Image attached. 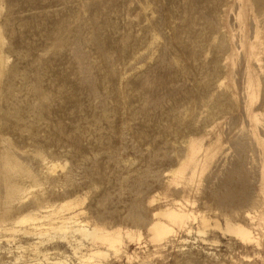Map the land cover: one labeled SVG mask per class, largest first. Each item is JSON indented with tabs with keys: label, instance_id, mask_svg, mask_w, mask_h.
<instances>
[{
	"label": "bare ground",
	"instance_id": "bare-ground-1",
	"mask_svg": "<svg viewBox=\"0 0 264 264\" xmlns=\"http://www.w3.org/2000/svg\"><path fill=\"white\" fill-rule=\"evenodd\" d=\"M87 1L77 0L74 7L69 8V11L66 9L68 14L62 15L56 20L52 29L48 31L49 46L53 48L52 50L57 55L68 51L74 60L76 68L72 80L73 90L71 93L67 91L63 94V97L72 103L75 101L74 94L82 87L89 91L86 92L90 93L95 101L99 97L98 84L92 77L94 75H92L93 72L91 73L93 67L91 68L88 53L85 49L88 43L95 47L98 58L103 65V70L101 69L102 76H100L102 77L101 84L105 87L107 84L111 86L112 97L114 98V101L111 99L114 106L110 109L113 113H110L107 104L102 103L99 106L101 108L99 120L102 118L108 121L111 114L116 120L115 123L112 122L113 124L108 123L110 128L107 125L114 134L115 143L108 144L104 150L109 159L117 161L114 152L123 147L121 131L124 126L121 123L127 105L123 93L125 79L123 62L118 55L126 50L132 39V34L129 32L130 30H125L126 32L119 36V42H115L116 44L110 52L100 36V27L93 21L95 18L92 17L94 19L88 20L85 18L87 15H83V12L89 8ZM154 1L157 0H142L143 4L149 5V11H143L139 18L148 16L150 18L148 22L142 23V30L146 31L147 36L143 38L142 35L141 42L147 48L154 44L158 46V60L165 63L166 68L171 72L184 71L185 66L178 62V58L182 56L191 58L195 56V50L190 47V44L185 43L180 33L182 30L193 31L195 22L201 20L202 25L198 24L199 28L207 33L206 45L230 58L232 62H238L240 73L237 80L241 83L238 89L245 94L242 97L234 96L228 90L229 87L226 90L221 85L222 83H219L218 91L213 93L211 100H208L211 97L212 85L210 81H206L201 83L200 92L194 97V106L174 114L177 125L182 130L185 129L182 131V137L186 145L176 148L177 155L173 158V162L178 169V173H174L170 177L174 180L177 179V181L182 178L184 186L176 189L183 194L191 195L193 200L190 203H193V205L185 204V206L180 205L179 207L171 205L155 211L152 207L153 199H145V194L142 192L144 188L142 191L139 190V194L128 202L125 217L135 226L146 227L150 239L160 244L164 251L160 253V257L157 256L158 258L151 256L153 251H150V246H148L150 247L149 250L144 248V250H137L140 246H136L130 252L128 243L132 241L137 244L140 243L141 232L112 223L110 220L115 216V212L99 210L96 216H83V212L77 206L79 204L78 196L71 199H58L57 195L62 191L59 188L57 189V186L67 187L68 185L70 187V185H73L70 169L64 174L62 172L63 180L62 183L58 184V178L41 171L44 168L51 171L57 166L55 163L48 164L46 160L42 161L44 152L42 153V151L36 149L32 150V148L28 150L31 149L33 154H30L27 150L19 152L20 149L17 151V147L14 146L16 141H11L7 137L8 135L5 136V133L0 132V264H27V262L32 263V260H40V262L34 261L32 264H122L124 258L128 264H264V231L262 230L264 228V65L258 63L260 52L264 50V0H189L190 5L201 8V11H198L199 14L194 16V13L191 15L187 12L188 10H184L188 14L182 12L179 18L180 23L177 20V23L173 21L174 14L172 10L162 11L161 7L160 9L156 4H153ZM150 3L154 6H150ZM94 4L95 8H99L102 2L101 0H95ZM7 6L8 3L5 0H0V120L5 122L10 119L14 121L22 119V114L19 113V108L22 105H19L20 107L16 106L17 97L14 96V89L12 88L16 83L13 79L17 77L18 73L20 74V71L18 72V70H15L16 68L10 67L5 46L8 41H5L7 30L5 28L6 31L4 32L3 23H11L9 12L3 13V9ZM186 7L183 8L186 9ZM231 11L233 13L231 17L228 16L229 19L227 20V13ZM136 20L139 19L136 17ZM161 25L162 28L166 26L170 29V34L167 37L168 45L158 44V38L161 34L159 26ZM230 25L238 27L235 34L229 33L228 27ZM103 32L105 31L103 30ZM44 44L47 43L44 42ZM171 48L177 54L174 56H171V54V57L168 58L166 54ZM51 52L49 50V53ZM143 56V52L136 53L137 58ZM39 57H41L40 54ZM91 57L90 59L93 62L95 58ZM217 58L212 66L215 73L222 72L224 68L221 63L223 59L219 62ZM45 59H48V56ZM45 59L40 61H45ZM29 61L27 65H29ZM27 65L25 68H27ZM43 66L45 65L43 64ZM45 67L47 68V64ZM46 68L43 70L45 71ZM21 74L19 76L22 77ZM135 75L133 77H137ZM28 76L27 74V79ZM26 77L24 76V78ZM27 79L24 82L27 84V88H30L36 94V96L34 95L36 98L34 99L31 95L34 100L29 101L27 99L26 107L31 112L34 111L32 113H35L38 121H40L39 117L42 119L44 113L50 111L51 101H54L56 97L62 98V96L53 94L50 97L47 88L45 89V86L43 88V84L42 86L40 84L42 79L33 81L31 75L29 79L33 82H29V79L28 81ZM139 81H141L140 84L147 86L152 84L163 85L161 80L153 81L144 78ZM16 86L18 88L21 85ZM257 92L261 95L259 99V95H256ZM257 99L259 100L258 103L256 102ZM95 105L97 106V104ZM27 108L25 109L28 110ZM73 115H75L74 112ZM30 116L28 118H31ZM30 121L31 119L28 122ZM194 121L195 125L193 124ZM5 122H2V124H5ZM22 125H25V123ZM18 127L23 130L24 126ZM61 128L62 124L59 122L52 126V131L54 130L55 134L62 136ZM35 130H37L35 134H38V128ZM104 132L106 131L104 130ZM11 133L10 136L12 137ZM35 137L37 136H34V140ZM62 139L66 141L68 138L64 136ZM30 140L32 141V138ZM104 143H107V141ZM44 157L46 158V156ZM41 175L45 178L48 186L44 185V181H42L43 184H39L37 189H30V186H27L28 180L30 185L31 181L34 185V181L39 180ZM24 177L28 180H25ZM138 183L141 188L142 180L139 179ZM195 202L196 205H194ZM158 214L161 217L156 216ZM220 216L223 218V224L218 221ZM191 220L195 221V233L193 234L198 236L200 241H207V235L211 234L210 239L213 243L217 245L222 242L228 250L222 251L200 244L198 247L196 244H192L196 247L176 245V240L174 241L172 238L173 232L176 228L184 230H187L188 227L192 228L191 225L187 227ZM254 225L258 228L253 227ZM259 226H262V229ZM255 230L258 231L255 232ZM220 237H224L225 240L222 241ZM185 244L187 245V243ZM50 245L51 248L55 249H52V252H49ZM248 246L252 250L248 249ZM61 247L65 249H61ZM216 247L218 248V246ZM244 248H247L250 252L252 251L254 256L249 258V254L246 253V249V252L243 250ZM237 249L238 252L234 253L233 251ZM26 251H30L29 256Z\"/></svg>",
	"mask_w": 264,
	"mask_h": 264
},
{
	"label": "rangeland",
	"instance_id": "rangeland-1",
	"mask_svg": "<svg viewBox=\"0 0 264 264\" xmlns=\"http://www.w3.org/2000/svg\"><path fill=\"white\" fill-rule=\"evenodd\" d=\"M5 1L8 3V6L7 8L3 9V13L5 14L9 12V16L11 17V21L9 20L11 23H3L5 26H3V30L5 28L7 30H4V32L6 31L5 37L7 36L5 38V41L9 42V44L8 42L5 44L8 59L10 61L9 65L10 67L12 66L13 68H16L15 70H18V72L20 71V74L25 69L23 74H21L23 78L19 76L20 74L17 72V77L13 79L16 82H13L15 86H12V88L14 89L13 94L15 97H17V101L15 100L16 106L18 105V107H20L22 105V107L19 108V113L20 115L22 114V119L24 117V121L22 119L18 121L15 120L16 122L13 119L8 120L7 122L0 120V122H5V124L3 123L4 125L1 122L0 132L3 134L5 133V136L8 135L7 137L10 138L11 141H16V143H14V146L17 147V151H19L20 149L19 152L27 150V152L33 154L32 150L34 149L42 151V153L44 152L43 155L46 156V158L42 156V161L46 160L48 164L55 163L57 166L54 170L51 171L46 170L45 168L41 169V171L48 173L50 176L58 178V184L62 183L61 181L63 180V174L70 169L69 172H71L72 174L73 185H70V187L68 185L67 187L63 185L57 186L56 188H59V190L61 189L60 191H62L57 195L58 199H71L75 196H78L79 204L77 206L80 207L81 211L83 212L82 215L86 217H89L90 215L96 216L99 210H104L112 213L115 212V216H113L112 219L110 218V221L112 223H116L121 226H127L133 230H138L139 232H141L140 243L137 244L134 241L129 242L128 250L131 252L136 246H140L137 250H149V248L151 247L150 251H153L151 256H153V258L160 257V253L164 251V249H162L163 247L160 246V244H157L150 239L147 228L144 226H135L132 222L126 219L125 215L128 202L131 198L139 194V192L144 188L142 192L143 194H145V199H153L152 207L155 209V211L164 209L171 205L175 207H179L180 205L185 206V204H188L189 206L193 205V203H190V201L193 200L191 195H187L186 193L183 194L181 191L177 190L184 186V181L182 180V178L177 181V179L174 180L170 177L173 176L174 173H178V169L174 166L173 162V158L177 155L176 148L186 145L185 141L183 140L184 138L182 137V131H184L185 129L183 128L184 130H182V128L177 125L174 114L178 113L179 111H185L194 106V97L197 96L200 92L199 87L201 83L206 81H210L212 85V91L210 94L211 97H209L208 100H211L213 93H216L218 91L219 83H222L221 85L226 90L229 87L228 90H230L234 96H244L245 94L238 89L241 85L240 81L237 80V77L240 73L239 65L237 64L238 62H232L230 58L223 56L219 51L206 45L205 39L207 33L199 28L202 23H200L201 20H197V22H195L194 24L193 31L188 32L182 30L180 33L185 43L187 45L190 44V47L195 50V56L191 58H185L184 56L179 57L178 62H181L180 64L185 66V70L171 72L166 68L165 63L158 60V46L154 44L150 48H147L144 43L141 42L142 35L143 38L147 36L146 31L142 30V23L148 22L150 18L149 16L146 18H139V15H141L143 11H149V5L143 4L142 0H101V7L95 8V0H88L87 2L89 3V8H87L83 12V15H87L88 17H84L88 20H92L95 18V20L93 21L97 26L100 27V36L102 37L103 42L106 44V47L110 52L113 50L114 45L119 42V36L126 32L125 30H130L129 32L132 34L130 44L127 46L124 52L119 54L120 56L118 55V57L123 62V73L125 77L123 83V93L125 95L127 105L121 123L124 126L122 127L121 131V142L123 147L121 148L122 150L120 149L121 151L117 150L114 152V157L117 159V161H115L108 158L104 148L110 143H115V137L114 134H112L113 132H111L112 130H109V124L115 123L116 120L112 116V114L109 118L110 120L108 121L102 118H100L99 120V117L101 115V108L99 106H101L102 103H105L109 106L110 113H113L110 109H112V107L114 106V98L112 97L111 86L107 84V86L105 87L101 84L102 77L100 76H102L101 72L103 70V65L98 58V53L95 50V47L92 44L90 45V43H88L86 45L87 48L85 47V49L88 53V60L90 62L91 68L93 67L91 69V73L93 72L92 75L94 74L92 77L98 84L99 97L96 98L95 101V98L90 93H88L89 91L86 88L82 87L78 89L74 94L75 101L72 103L67 101V99L63 97V94L67 91H70L69 93H71L73 90L72 80L76 68L74 60L68 51H64L61 55H57L52 50L53 48L49 46L50 37L48 35V31L52 29V26L59 17L68 14L69 8L71 9L72 7H74L77 0ZM153 4H156V6H158L159 8L161 7L162 11H166L168 9L172 10L173 14L178 17V19H176L177 17L173 15V21L176 23L177 21L178 23L181 22L179 21V18L182 15V12H189L191 13V15L194 13L193 15L196 16L199 14L198 11H201V8L190 5L189 0H157L154 1ZM152 5L150 3V6ZM189 6L192 8H190ZM181 7L183 10L181 9ZM183 7H186V9ZM179 10L181 11V13ZM184 10L188 11L186 12ZM232 13V11L227 13V20L229 19L228 16L231 17ZM89 16L91 17V19H89ZM136 17L139 20H136ZM128 19L130 20L128 21ZM198 23L200 24V26ZM159 27L161 30V34L158 38V44L164 43L168 45L169 41L167 40V37L170 34V29L166 26H163L162 28V25ZM167 29L169 30V32ZM11 30L12 32H10ZM103 30L105 32H103ZM236 30H238V27L236 25H230V27H228V31L231 34H235ZM43 32L47 33L44 34ZM44 42H46L48 45L44 44ZM7 46L9 47L7 48ZM260 46L262 45L260 44ZM48 47H50L51 49ZM49 50L50 52L52 50V52L49 53ZM138 51L140 53L143 52L144 56L141 58H137L136 53H139ZM39 54L41 57H39ZM176 54L177 52L171 48L166 56L169 58ZM46 55L48 56V59H45L47 58ZM91 56L93 57V59L95 58L93 62L92 59H90ZM33 57L35 58L33 59ZM216 58L219 60V62H221V60L223 59L221 63L223 64L224 68L223 71L219 73H215L212 70V66ZM259 58L260 61L258 60V63L264 65V50L260 52ZM41 59H45L46 63H44L45 61H40ZM28 61L30 62L29 65H27ZM162 63L164 64V66ZM43 64L45 66L47 64V68L43 66ZM26 65L27 68H25ZM44 68H46L45 71L43 70ZM39 69L42 70L40 71ZM27 72H29L30 74ZM27 74L29 76L31 75V79L33 81H36L37 79H39L40 81L42 79L40 81V84L41 86L43 84V88L44 86L45 89L47 88L46 90L48 94H50V97L53 94H55L56 96H62V98L56 97L54 98V101H51L52 103L50 111L45 112V116L43 115L42 119L41 117H39V120L41 122L38 121L37 115L35 113H32L34 111L31 112V110L26 107L28 100L31 101L36 98V94L33 93L30 88H27L28 86L27 84H25ZM23 75L26 78H24ZM41 75H44V78ZM134 75L137 77H133ZM17 78L20 79L18 80ZM142 78H148L149 80L153 81L161 80L163 81V85H143L140 84L141 81H139L143 80ZM31 79H29V82H33ZM217 79H219V82L216 81ZM20 81L23 85L20 84ZM215 81L217 82V84ZM16 85H21L22 87L20 86L21 88H17ZM24 85V88L25 90L27 89V92L23 88ZM15 91L18 92H16L17 95L15 94ZM100 92L102 95L100 94ZM31 95H33L32 97L34 99L31 97ZM256 95H259L258 99L261 96L258 92ZM258 99L256 100L257 103L259 101ZM22 100L23 102L20 103V101ZM145 100L147 103H144ZM95 104H97V106ZM159 105L160 107H158ZM23 106L25 107L23 108ZM25 108H27L28 110H26ZM57 110L59 111L57 112ZM27 112L32 115L30 116V114ZM73 112L75 115H73ZM28 116H30L31 118H28ZM30 119L31 121L28 122ZM59 122L60 124H62V136H58V134L54 133V130L52 131V126L58 124ZM23 123H25V125H22ZM193 124L195 125V121L193 122ZM107 125L109 128L107 127ZM18 126H24L22 128L23 130H20L21 127L19 128ZM14 127L15 129L13 130ZM37 128L38 134H35L37 133V130H35ZM104 130L106 132H104ZM33 131L34 135L32 134ZM68 131L70 132L68 133ZM10 133L12 137L10 136ZM106 133L107 135H105ZM34 136H37L35 137V140ZM64 136H67V142L63 141L62 138ZM30 138H32V141L30 140ZM106 141L107 143H104ZM21 148L25 149L22 150ZM29 148H32V150H28ZM73 165L75 166L73 167ZM42 176L43 175H41V178L39 180L34 181V185H32L33 181H31L30 185V181L26 177H24V179L26 178L25 180H28L29 182L28 184L26 183L27 186H30L29 188L34 190L39 187V184H43L42 181H44V185L48 184L47 182H45V178ZM139 179L142 180V185L140 184L141 188L139 187L138 183ZM166 187L168 188V190ZM103 196L105 197L103 198ZM194 205H196V202L194 203ZM156 216L161 217V215L159 214ZM218 221L220 224H223V218L221 216L218 218ZM189 225H191L192 228H189ZM194 226L195 221L191 220V222L187 224V230L176 228L172 236L174 241H177H175V244H180L183 247H188L190 245L195 247L197 245L198 247V245L200 244L203 246L206 245V247L220 249L222 251L228 250L225 244L222 242L218 243L217 245L216 243H213L210 239L211 234L207 235L209 238H207V241H200L198 236L193 234L195 233ZM253 227L258 228V226L256 225H254ZM259 228L262 229V226H259ZM262 230L264 231V228ZM256 231L258 230H255V232ZM178 238L180 239V241ZM184 238L186 239L183 240ZM220 238L222 239V241L225 240L224 237ZM186 240L187 242L185 243H187V245L184 243V241ZM216 246H218V248ZM249 247L250 246H248L247 248L252 250V248ZM50 248L51 245L49 246V249ZM247 248H244L243 250L246 252ZM52 249L53 248H51L49 252L55 250ZM61 249L65 248L61 247ZM153 249H155L157 253ZM160 249L162 250L160 251ZM250 250H247L246 253L249 254V258H252V256H254V253H252V251L250 252ZM233 252L237 253L238 249L234 250ZM28 253H30V251H26V254L29 256ZM34 261L37 263L40 262V260H32V263ZM32 263L27 262V264ZM122 264H128L125 258L123 259Z\"/></svg>",
	"mask_w": 264,
	"mask_h": 264
}]
</instances>
